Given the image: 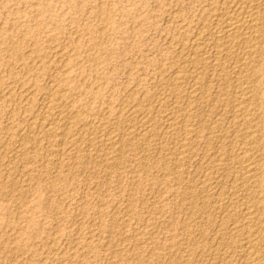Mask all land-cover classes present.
Masks as SVG:
<instances>
[{"label": "rangeland", "instance_id": "1", "mask_svg": "<svg viewBox=\"0 0 264 264\" xmlns=\"http://www.w3.org/2000/svg\"><path fill=\"white\" fill-rule=\"evenodd\" d=\"M244 1L0 0V264H247L249 225L264 264V182L244 184L231 152L261 134L250 153L264 177V10L259 82L239 75L243 51L220 61L212 42ZM247 92L249 116L237 113Z\"/></svg>", "mask_w": 264, "mask_h": 264}, {"label": "bare ground", "instance_id": "2", "mask_svg": "<svg viewBox=\"0 0 264 264\" xmlns=\"http://www.w3.org/2000/svg\"><path fill=\"white\" fill-rule=\"evenodd\" d=\"M226 1H228V0H226ZM234 3H235V1H233ZM242 2V1H241ZM245 3V6H243V7H239V8H237L235 11H234V13L233 14H231L230 16H225L226 18L225 19H223V20H221L222 18H220V22L218 23V22H216V23H218V26L217 27H220V28H218V31L216 32V36H215V39H214V37L212 36L213 34H215V33H213L212 35H210V36H212L213 37V39L215 40V41H212V42H216V44H217V46H215V48L216 47H218V50H217V54L215 55L216 56V58L218 57V59L220 58V59H222L223 60V58L222 57H224V58H231V56L232 55H236V53L234 52V51H237V50H240L239 52H242V53H245L244 55H242V53L240 54L239 52V54H240V56L242 55V57H245V62H244V68H239L238 70H241L240 72V74L239 75H241L242 74V76L244 75V78H247V79H249V80H251V79H254L255 80V83L256 82H259L260 81V73H261V71L259 70L260 68H258L257 69V71H256V73L255 74H253L252 73V71H251V64L253 63V61H254V59H256V58H258V56H259V50H261V49H259V47H261V46H263V44L261 45V46H259V43H260V40H261V36H262V31H263V28H262V18H261V13H260V9H263L264 10V0H245L244 1ZM233 4V3H232ZM229 6V5H228ZM239 6V5H238ZM236 8V7H235ZM233 10V9H232ZM231 11V10H230ZM233 12V11H232ZM230 14V13H229ZM217 20V19H216ZM209 21H211V20H209ZM263 21H264V19H263ZM215 23V24H216ZM214 25V24H213ZM217 25V24H216ZM215 26V25H214ZM208 27V26H207ZM216 27V26H215ZM207 29V28H206ZM206 29L204 30V31H206ZM264 32V31H263ZM202 33V32H201ZM212 33V32H211ZM203 37H205V36H203ZM208 37V36H207ZM199 39H200V36H199ZM212 39V38H211ZM212 39V40H213ZM197 40V39H196ZM203 40H204V38H203ZM206 40V39H205ZM208 40H209V38H208ZM191 43V42H190ZM186 44V43H185ZM210 44V43H209ZM216 44H214V45H216ZM103 45V44H102ZM180 45V44H179ZM203 45H204V43H203ZM201 47V46H200ZM204 47V46H203ZM202 47V48H203ZM214 47V46H213ZM195 48V47H194ZM184 49V48H183ZM210 49V48H209ZM217 49V48H216ZM215 49V50H216ZM182 50V49H181ZM193 50V49H192ZM214 50V51H215ZM262 50H264L263 48H262ZM186 51V50H185ZM190 52V51H189ZM194 52V51H193ZM211 52H212V50H211ZM202 53V52H201ZM216 53V52H215ZM214 53V54H215ZM234 53V54H233ZM262 53V52H261ZM209 54H211V53H209ZM199 55V54H198ZM193 56V55H192ZM207 56V55H206ZM214 56V57H215ZM205 57V56H204ZM235 57V56H234ZM262 57V56H261ZM182 58V57H181ZM237 58V57H236ZM260 58V57H259ZM258 58V59H259ZM69 59V58H68ZM180 59V58H179ZM193 59V58H192ZM210 59V58H209ZM218 59H215L214 58V60H217V61H219ZM244 59V58H243ZM196 60V59H195ZM200 60V59H199ZM225 60V59H224ZM230 60V59H229ZM63 61V60H62ZM188 61V60H187ZM212 61V60H211ZM217 61H215L216 62V64H215V67H217L216 69H218V67L220 68L221 67V65L222 64H219ZM221 61V60H220ZM241 61V60H240ZM258 61V60H257ZM200 62V61H199ZM223 62V61H222ZM252 62V63H251ZM255 62V61H254ZM181 63V62H180ZM180 63H178V64H180ZM193 63V62H192ZM201 63H202V61H201ZM225 63H228V61H226ZM259 63H260V61H259ZM188 64V63H187ZM198 64V63H197ZM210 64V63H209ZM212 64V63H211ZM229 64H231V63H229ZM254 64H256V63H254ZM254 64H253V66H254ZM261 64V63H260ZM77 65V64H76ZM183 65H185L184 63H183ZM189 65V64H188ZM187 65V66H188ZM251 65V66H250ZM186 66V65H185ZM186 66V67H187ZM191 66V65H190ZM203 66V65H202ZM227 66V65H226ZM231 66V65H230ZM235 66V65H234ZM259 66V65H258ZM181 67V66H180ZM257 67V66H256ZM188 68V67H187ZM198 68V67H197ZM196 68V69H197ZM224 69H225V67H223ZM235 68V67H234ZM190 69V68H189ZM204 69V68H203ZM214 69V68H213ZM215 69V70H216ZM224 69H223V71H224ZM228 69V68H227ZM232 69V68H231ZM182 70H183V68H182ZM207 70V69H206ZM220 70V69H219ZM218 70V71H219ZM254 70V69H253ZM197 71V70H196ZM210 71V70H209ZM217 71V72H218ZM221 71V70H220ZM65 72V71H64ZM67 72V71H66ZM163 72V71H162ZM165 72V71H164ZM198 72V71H197ZM200 72V71H199ZM208 72V71H207ZM212 72V71H211ZM227 72V71H226ZM225 72V73H226ZM255 72V71H254ZM220 73V72H219ZM252 73V74H251ZM176 74V73H175ZM182 74V73H181ZM221 74V73H220ZM223 74V73H222ZM157 75V74H156ZM160 75H162V74H160ZM186 75V74H185ZM187 75H188V73H187ZM192 75V74H191ZM201 75L202 74H200V77H201ZM206 75H207V73H206ZM175 77V76H174ZM234 77V76H233ZM241 77V76H240ZM177 78V77H176ZM182 78V77H181ZM204 78V77H203ZM207 78V77H206ZM229 78V77H228ZM238 78V77H237ZM243 78V77H242ZM55 79V78H54ZM205 79V78H204ZM179 80V79H178ZM177 80V81H178ZM182 80V79H181ZM200 80H202V79H199L198 80V78H197V81H195L196 83H193L194 84V86H193V90L194 91H196V92H199V91H197V88L199 89V87L201 86V82H200ZM244 80H246V79H244ZM249 80H247V81H249ZM190 81V80H189ZM193 81V80H192ZM236 81V80H235ZM234 81V82H235ZM251 81H253V80H251ZM70 82V81H69ZM142 82V81H141ZM172 82V81H171ZM181 82V81H180ZM79 83V82H78ZM175 83H177V82H174V85H175ZM240 83V82H239ZM246 83V82H245ZM81 84V83H80ZM169 84V83H168ZM182 84V83H181ZM188 84V83H187ZM207 84V83H206ZM247 84V83H246ZM249 84V83H248ZM56 85V84H55ZM54 85V86H55ZM58 85V84H57ZM172 85V84H171ZM183 85V84H182ZM204 85V84H203ZM210 85V84H209ZM238 85V84H237ZM256 85V89H257V84H255ZM165 86V85H164ZM176 86V85H175ZM184 86V85H183ZM199 86V87H198ZM208 86V85H207ZM228 86V85H227ZM243 86V84L241 85V87ZM52 87V86H51ZM60 87V86H59ZM58 87V88H59ZM174 87V86H173ZM172 87V88H173ZM190 87V86H189ZM202 87V86H201ZM204 87V86H203ZM177 88H178V86H177ZM176 88V89H177ZM186 88V87H185ZM209 88V87H208ZM239 88H240V86H239ZM250 88V87H249ZM251 88H253V87H251ZM254 88V89H255ZM69 89V88H68ZM191 89H192V87H191ZM202 89V88H201ZM226 89V88H225ZM229 89V88H228ZM242 89H244V88H242ZM52 90V89H51ZM54 90V89H53ZM56 90V89H55ZM181 90V89H180ZM185 90V89H184ZM231 90V89H230ZM27 91V90H26ZM63 91V90H62ZM186 91V90H185ZM202 91V90H201ZM218 91V90H217ZM235 91V90H234ZM244 90H242V92H243ZM250 91H253V89L251 90L250 89ZM249 91V92H250ZM49 92V91H48ZM158 92V91H157ZM173 92V91H172ZM175 92V91H174ZM193 92V91H192ZM195 92V93H196ZM203 92V91H202ZM220 92V91H219ZM249 92H247V94H246V97H244V93H243V96L242 97H244V99H243V102H242V105L240 106L239 105V110L237 111V113L240 111L241 113H243V114H245L246 116H249L250 115V107H249V103H250V101L252 100V96H247L248 95V93ZM63 93H65V92H63ZM252 93V92H251ZM31 94V93H30ZM35 94V93H34ZM36 95V94H35ZM76 95V94H75ZM177 95H178V92H177ZM195 95V94H194ZM209 95V94H208ZM207 95V96H208ZM211 95V94H210ZM239 94L237 93V96H238ZM249 95H250V93H249ZM254 95H255V93H254ZM253 95V96H254ZM29 96V95H28ZM145 96V95H144ZM156 96V95H155ZM162 96V95H161ZM182 96V95H181ZM206 96V95H205ZM223 96V95H222ZM235 96V95H234ZM263 96V95H262ZM64 97V96H63ZM165 97V96H164ZM199 97V96H198ZM230 97H231V95H230ZM258 97V96H257ZM57 98V97H56ZM162 98V97H161ZM166 98V97H165ZM200 98V97H199ZM206 98V97H205ZM130 99V98H129ZM136 99V98H135ZM152 99V98H151ZM178 100L180 99V98H177ZM191 99V98H190ZM189 99V100H190ZM207 99V98H206ZM209 99V98H208ZM207 99V100H208ZM222 99V98H221ZM255 99H257V98H255ZM31 100V99H30ZM50 100H51V98H50ZM138 100V99H137ZM147 100V99H146ZM163 100V99H162ZM192 100V99H191ZM194 100V99H193ZM234 100V99H233ZM91 101V100H90ZM131 101V100H130ZM129 101V102H130ZM133 101V100H132ZM170 101V100H169ZM184 101V100H183ZM255 101H257V100H254V102ZM49 102V101H48ZM52 102H54V101H52ZM94 102V101H93ZM159 102V101H158ZM175 102V101H174ZM195 102V101H194ZM253 102V103H254ZM258 102H259V100H258ZM127 103V102H126ZM165 103V102H164ZM172 103V102H171ZM183 103V102H182ZM191 103V102H190ZM200 103V102H199ZM234 103V102H233ZM55 104V103H54ZM71 104V103H70ZM90 104H91V102H90ZM139 104V103H138ZM152 104V103H151ZM166 104V103H165ZM178 104V103H177ZM195 104V103H194ZM198 104V103H197ZM239 104H241V103H239ZM255 104V103H254ZM52 105H53V103H52ZM52 105H50L49 104V106H52ZM56 105H57V103H56ZM61 105V104H60ZM69 105V104H68ZM67 105V106H68ZM73 105V104H72ZM112 105V104H111ZM140 105V104H139ZM164 105V104H163ZM173 105H176V104H173ZM182 104H180V106H181ZM189 105V104H188ZM192 105V104H191ZM159 106H161V105H159ZM177 106H179V105H177ZM193 106V105H192ZM54 107V106H53ZM70 107V106H69ZM119 107V106H118ZM141 107V106H140ZM149 107V106H148ZM153 107V106H152ZM164 107V106H163ZM172 107V106H171ZM190 107V106H189ZM195 107V106H194ZM253 107V106H252ZM51 108V107H50ZM61 108V107H60ZM59 108V109H60ZM162 108V107H161ZM198 108V107H197ZM205 108V107H204ZM224 108H226V107H224ZM230 108H232V107H230ZM237 108V109H238ZM24 109V108H23ZM48 109V108H47ZM46 109V110H47ZM54 109V108H53ZM55 109H57V108H55ZM127 109V108H126ZM150 109V108H149ZM149 109H147L148 111H149ZM170 109V108H169ZM172 109V108H171ZM189 109V108H188ZM199 109H201V108H199ZM216 109V108H215ZM236 109V110H237ZM259 108H257V110H258ZM123 110V109H122ZM135 110V109H134ZM159 110V109H158ZM161 110H163V109H161ZM173 110H175V109H173ZM202 110V109H201ZM54 111V110H53ZM254 111V110H253ZM49 112V111H48ZM122 112V111H121ZM120 112V113H121ZM132 112V111H131ZM142 112V111H141ZM153 112V111H152ZM181 112V111H180ZM256 112V111H255ZM46 113H47V111H46ZM52 113V112H51ZM119 113V114H120ZM135 113V112H134ZM133 113V114H134ZM137 113V112H136ZM144 113V112H143ZM147 113V112H146ZM153 113H155V112H153ZM202 113V112H201ZM234 113V112H233ZM232 113V114H233ZM236 113V112H235ZM236 113V114H237ZM251 113H252V109H251ZM262 113V112H261ZM48 114V113H47ZM59 114H61V112H59ZM89 114V113H88ZM94 114V113H93ZM127 114V113H126ZM131 114V113H130ZM129 114V115H130ZM150 114H152V113H150ZM44 115H46V114H44ZM85 115H87V114H85ZM221 115V114H220ZM224 115V114H223ZM259 115V114H258ZM261 115V114H260ZM49 116H50V114H49ZM82 116V115H81ZM92 116V115H91ZM96 116V115H95ZM118 116V115H117ZM127 116V115H126ZM136 116V115H135ZM144 116V115H143ZM148 116V115H147ZM152 116V115H151ZM187 116V115H186ZM207 116V115H206ZM67 117V116H66ZM73 117V116H72ZM149 117V116H148ZM159 117V116H158ZM166 117V116H165ZM180 117H181V115H180ZM179 117V118H180ZM183 117V116H182ZM181 117V118H182ZM255 117V116H254ZM54 118H55V116H54ZM64 118V117H63ZM79 118V117H78ZM109 118V117H108ZM121 118V117H120ZM133 118V117H132ZM155 118V117H154ZM162 118V117H161ZM160 118V119H161ZM195 118V117H194ZM226 118V117H225ZM241 118V117H240ZM244 118V117H243ZM252 118V117H251ZM251 118H249V120L251 119ZM40 119V118H39ZM70 119V118H69ZM135 119V118H134ZM144 119V118H143ZM142 119V120H143ZM147 119V118H146ZM202 118H200V120H201ZM223 119V118H222ZM238 118H236V120H237ZM244 119H246V118H244ZM243 119V120H244ZM255 119V118H254ZM49 120V119H48ZM70 120H72V119H70ZM69 120V121H70ZM118 120V119H117ZM140 120V119H139ZM145 120V119H144ZM143 120V121H144ZM178 120L179 119H177V118H174V117H171V118H169L167 121H168V124H167V126H168V129L169 130H171V131H178L179 129H180V126H179V123H180V121L178 122ZM185 120V119H184ZM183 120V122H185ZM197 120V119H196ZM203 120V119H202ZM235 120V121H236ZM252 120V119H251ZM250 120V121H251ZM258 120V119H257ZM65 121V120H64ZM73 121V120H72ZM127 121V120H126ZM130 121V120H129ZM136 121V120H135ZM148 121V120H147ZM153 121V120H152ZM156 121V120H155ZM163 121V120H162ZM261 121V120H260ZM263 121V120H262ZM43 122V121H42ZM46 122V121H45ZM68 122V121H67ZM96 122V121H95ZM109 122V121H108ZM118 122V121H117ZM124 122V121H123ZM142 122V121H141ZM151 122V121H150ZM237 122V121H236ZM245 122V121H244ZM243 122V123H244ZM253 122H255V121H253ZM252 122V123H253ZM33 123V122H32ZM50 123H54V119L52 120V122H50ZM77 123V122H76ZM79 123V122H78ZM157 123V122H156ZM182 123V122H181ZM181 123H180V125H181ZM188 123V122H187ZM201 123H202V121H201ZM222 123V122H221ZM233 123V122H232ZM235 123V122H234ZM238 123V122H237ZM243 123H240L238 126L240 127V126H245V125H241V124H243ZM252 123H249L248 122V124H246V125H251ZM40 124V123H39ZM46 124V123H45ZM60 124V123H59ZM85 124V123H84ZM91 124V123H90ZM100 124V123H99ZM109 124V123H108ZM123 124V123H122ZM129 124V123H128ZM153 124V123H152ZM256 124V123H255ZM50 125V124H49ZM54 125V124H53ZM55 125H56V123H55ZM54 125V126H55ZM61 125V124H60ZM184 124H182V126H183ZM187 125V124H186ZM186 125H184V127L186 126ZM188 125H190L189 123H188ZM200 125H202L203 126V124H200ZM213 125V124H212ZM215 125V124H214ZM233 125V124H232ZM44 126V125H43ZM52 126V125H51ZM72 126V125H71ZM109 126V125H108ZM115 126H116V124H115ZM142 126V125H141ZM146 126V125H145ZM149 126V125H148ZM157 126H158V124H157ZM182 126H181V128H182ZM191 126V125H190ZM204 126H205V124H204ZM207 126V125H206ZM255 126V125H254ZM262 126H263V124H262ZM56 127V126H55ZM55 127H53V128H55ZM132 127V126H131ZM133 127H134V125H133ZM150 127L152 128V126L150 125ZM155 127V126H154ZM183 127V128H184ZM188 127V126H187ZM193 127V126H192ZM192 127H190V128H192ZM208 127V126H207ZM217 127H219V126H217ZM234 127H236V126H234ZM252 127V126H251ZM256 127H257V125H256ZM256 127H255V130H252V131H259L258 129H256ZM47 128V127H46ZM50 127H48V129H49ZM72 128V127H71ZM74 128H75V126H74ZM78 128V127H77ZM82 128V127H81ZM114 128V127H113ZM118 128V127H117ZM144 128V127H143ZM161 128H163V127H161ZM160 128V129H161ZM200 128H204V127H200ZM210 128H212V127H210ZM222 128V127H221ZM220 128V129H221ZM250 128V127H249ZM263 128V127H262ZM56 129H57V127H56ZM86 129V128H85ZM135 129V128H134ZM159 129V130H160ZM164 129V128H163ZM167 129V130H168ZM188 129H189V127H188ZM187 128H185L184 129V133H182V134H184L183 135V137H181V139H179L180 141L179 142H181V146H182V148H185L186 147V143L189 141V142H192V141H195L196 140V138H193V131L192 130H188ZM207 129V128H206ZM219 129V130H220ZM248 129V128H247ZM251 129V128H250ZM37 130V129H36ZM49 130H51V129H49ZM72 130V129H71ZM71 130H69L70 132H71ZM76 130V129H75ZM83 130V129H82ZM92 130V129H91ZM90 130V131H91ZM130 130V129H129ZM133 130V129H132ZM209 131H210V129H208ZM218 130V131H219ZM222 130V129H221ZM240 130V129H239ZM261 130H264V129H261ZM260 130V131H261ZM52 131L54 132V129H52ZM56 131V130H55ZM58 131V130H57ZM56 131V132H57ZM86 131V130H85ZM117 131V130H116ZM138 131V130H137ZM136 131V132H137ZM181 131H183V129L181 130ZM181 131H180V133H181ZM198 131H199V129H198ZM200 131H201V129H200ZM200 131H199V133H200ZM230 131V130H229ZM236 131V130H235ZM47 132V131H46ZM52 132V133H53ZM70 132H69V134H70ZM80 132V131H79ZM87 132V131H86ZM115 132V131H114ZM131 132V131H130ZM140 132V131H139ZM149 132V131H148ZM162 132V131H161ZM247 132V131H246ZM251 132V131H250ZM48 133V132H47ZM74 133V132H73ZM84 133V132H83ZM92 133V132H91ZM104 133V132H103ZM126 133V132H125ZM133 133V132H132ZM171 133V132H170ZM178 133V132H177ZM204 133V132H203ZM249 133V132H248ZM255 133V132H254ZM259 133V132H258ZM49 134H51V133H49ZM68 134V135H69ZM82 134V133H81ZM119 134V133H118ZM158 134V133H157ZM163 134V133H162ZM242 134H243V132H242ZM255 134H257V133H255ZM56 135V134H55ZM66 135V134H65ZM71 135V134H70ZM78 135V134H77ZM98 135V134H97ZM108 135H110V133L108 134ZM107 135V136H108ZM115 135V134H114ZM152 135V134H151ZM180 135V134H179ZM248 136H250L249 134H247ZM251 135H252V133H251ZM260 136H256V135H254V137H248L249 139L247 140H245V141H241L242 143L239 145L238 144V146H234L232 149H231V152H233V153H236L237 155H238V161H237V163H236V165L238 166V169H239V171H241L242 173H243V175H247L246 177H245V179H243V183L244 184H247V185H261V184H263V182H264V177H262L261 175H259L258 173H257V170H258V168H257V162H258V160L257 161H255L254 160V156H255V154H254V156L252 155V153H250L251 152V148L252 149H255L254 148V146L256 147L257 145H255V144H258V142H260V137H261V134H259ZM59 136V135H58ZM75 136V135H74ZM92 136V135H91ZM99 136V135H98ZM97 136V137H98ZM106 136V137H107ZM111 136V135H110ZM109 136V137H110ZM132 136H133V134H132ZM175 136V135H174ZM244 136V135H243ZM242 136V137H243ZM79 137V136H78ZM84 137V136H83ZM103 137V136H102ZM121 137V136H120ZM147 137V136H146ZM156 137V136H155ZM157 137H158V135H157ZM156 137V138H157ZM180 137V136H179ZM239 137V136H238ZM237 137V138H238ZM66 138H68V137H66ZM76 138V137H75ZM79 138H82V137H79ZM111 138V137H110ZM124 138H125V136H124ZM149 138V137H148ZM154 138V137H153ZM156 138H154V139H156ZM160 138V137H159ZM244 138V137H243ZM263 138H264V134H263ZM57 139V138H56ZM83 139V138H82ZM101 139V138H100ZM109 139V138H108ZM118 139V138H117ZM139 139V138H138ZM194 139V140H193ZM240 139V138H239ZM88 140V139H87ZM109 140H111V139H109ZM112 140H114V139H112ZM136 140V139H135ZM143 140H144V138H143ZM198 140V139H197ZM235 140V139H234ZM61 141V140H60ZM150 141V140H149ZM75 142V141H74ZM122 142V141H121ZM125 142V141H124ZM139 142V141H138ZM146 142H147V140H146ZM188 142V143H189ZM225 142V141H224ZM92 143V142H91ZM94 143V142H93ZM109 143V142H108ZM107 142H106V144H108ZM80 144V143H79ZM84 144H86L85 142H84ZM115 144V143H114ZM117 144V143H116ZM127 144V143H126ZM138 144V143H137ZM152 144V143H151ZM163 144V143H162ZM175 144V143H174ZM191 144V143H190ZM199 144V143H198ZM73 145V144H72ZM92 145V144H91ZM94 145V144H93ZM262 145H263V142H262ZM61 146V145H60ZM77 146V145H76ZM136 146V145H135ZM134 146V148H136ZM155 146V145H154ZM163 147H164V145H162ZM181 146H180V148H181ZM204 146V145H203ZM260 146H261V143H260ZM82 147V146H81ZM84 147V146H83ZM125 147V146H124ZM124 147H122V148H124ZM230 147V146H229ZM264 147V146H263ZM126 148V147H125ZM128 148H129V146H128ZM132 148V147H131ZM140 148H142V147H140ZM144 148V147H143ZM159 148V147H158ZM194 148V147H193ZM259 148H261V147H259ZM76 149V148H75ZM91 149V148H90ZM112 149V148H111ZM127 149V148H126ZM151 149V148H150ZM161 149V148H160ZM164 149V148H163ZM185 149H187V148H185ZM185 149H183L182 151H181V155H184L185 154ZM189 149V148H188ZM257 149V148H256ZM125 150V149H124ZM158 150V149H157ZM259 150V149H258ZM262 150V149H261ZM79 151V150H78ZM108 151V150H107ZM110 151V150H109ZM103 152V151H102ZM176 152V151H175ZM192 152V151H191ZM197 152V151H196ZM224 152V151H223ZM226 152V151H225ZM254 152V151H253ZM258 152V151H257ZM71 153H73V151L71 152ZM84 153V152H83ZM100 153V152H99ZM116 153H117V151H116ZM121 153V152H120ZM130 153V152H129ZM136 153V152H135ZM134 153V154H135ZM137 153H139V152H137ZM143 153V152H142ZM141 153V154H142ZM146 153V152H145ZM148 153V152H147ZM186 153H187V151H186ZM219 153V152H218ZM261 152L259 151V154H260ZM89 154V153H88ZM107 154H109V153H107ZM125 154V153H124ZM144 154V153H143ZM189 154V153H188ZM204 154V153H203ZM213 154V153H212ZM225 154H227V153H225ZM263 154V153H262ZM71 155V154H70ZM86 155V154H85ZM117 155V154H116ZM160 155V154H159ZM173 155H174V153H173ZM264 155V154H263ZM67 156V155H66ZM73 156V155H72ZM80 156V155H79ZM118 156V155H117ZM137 156V155H136ZM136 156H134V157H136ZM153 156V155H152ZM167 156V155H166ZM170 156V155H169ZM186 155H184V157H185ZM189 156V155H188ZM223 156V155H222ZM110 157V156H109ZM127 157V156H126ZM131 157V156H130ZM141 157V156H140ZM139 157V158H140ZM217 157V156H216ZM221 157V156H220ZM77 158V157H76ZM98 158H100V157H98ZM137 158V157H136ZM149 158V157H148ZM153 158V157H152ZM186 158V157H185ZM184 158V159H185ZM263 158V157H262ZM82 159V158H81ZM122 159H123V156H122ZM130 159V158H129ZM144 159V158H143ZM150 159H151V157H150ZM176 159V158H175ZM214 159V158H213ZM235 159V158H234ZM124 160V159H123ZM138 160V159H137ZM136 160V161H137ZM140 160V159H139ZM152 160V159H151ZM156 160V159H155ZM219 160V159H218ZM223 160V159H222ZM262 160V159H261ZM260 160V161H261ZM28 161V160H27ZM78 161V160H77ZM101 161H103V160H101ZM120 161V160H119ZM131 161V160H130ZM147 161H149V160H147ZM177 161V160H176ZM188 161V160H187ZM192 161V160H191ZM213 161V160H212ZM264 161V160H263ZM88 162V161H87ZM108 162V161H107ZM111 162H113V161H111ZM116 162V161H115ZM164 162V161H163ZM184 162V161H183ZM190 162V161H189ZM204 162V161H203ZM220 162V161H219ZM262 162V161H261ZM74 163V162H73ZM85 163V162H84ZM97 163V162H96ZM121 163H122V161H121ZM125 163V162H124ZM139 163V162H138ZM151 163V162H150ZM153 163V162H152ZM165 163V162H164ZM177 163V162H176ZM179 163H180V161H179ZM185 163V162H184ZM213 163H214V161H213ZM224 163V162H223ZM75 164V163H74ZM78 164V163H77ZM83 164V163H82ZM89 164V163H88ZM136 164V163H135ZM146 164V163H145ZM144 164V165H145ZM159 164V163H158ZM169 164H170V161H169ZM183 164V163H182ZM198 164V163H197ZM263 164V163H262ZM112 165V164H111ZM119 165V164H118ZM141 165V164H140ZM167 165V164H166ZM191 165V164H190ZM80 166V165H79ZM82 166V165H81ZM85 166V165H84ZM97 166H99V165H97ZM115 166V165H114ZM138 166V165H137ZM150 166V165H149ZM152 166V165H151ZM164 166H165V164H164ZM178 166H180V165H178ZM192 166V165H191ZM213 166V165H212ZM220 166V165H219ZM74 167V166H73ZM100 167V166H99ZM101 167H103V166H101ZM120 167V166H119ZM145 167V166H144ZM166 167V166H165ZM168 167V166H167ZM172 167V166H171ZM201 167V166H200ZM216 167V166H215ZM226 167V166H225ZM233 167V166H232ZM235 167V166H234ZM261 168H262V166H260ZM68 168V167H67ZM97 168V167H96ZM152 168V167H151ZM156 168V167H155ZM169 168V167H168ZM183 168V167H182ZM212 168V167H211ZM223 168V167H222ZM222 168H221V170H222ZM236 168V167H235ZM94 168H92V170H93ZM204 169V168H203ZM260 169V168H259ZM105 170H106V168H105ZM152 170H154V168H152ZM161 170H162V168H161ZM161 170H160V172H161ZM169 170H170V168H169ZM175 170H176V168H175ZM216 170H217V168H216ZM224 170H225V168H224ZM109 171V170H108ZM149 171V170H148ZM174 171V170H173ZM186 171V170H185ZM184 171V172H185ZM232 171V170H231ZM259 171V170H258ZM138 172H139V170H138ZM146 172V171H145ZM166 172V171H165ZM169 172V171H168ZM220 172V171H219ZM222 172H223V170H222ZM111 173V172H110ZM156 173V172H155ZM180 173V172H179ZM210 173V172H209ZM241 173V174H242ZM172 174V173H171ZM181 174V173H180ZM205 174V173H204ZM211 174V173H210ZM236 174V173H235ZM67 175V174H66ZM136 175V174H135ZM164 175V174H163ZM177 175H179V174H177ZM186 175V174H185ZM213 175V174H212ZM145 176V175H144ZM170 176V175H169ZM169 176H167L168 178H169ZM221 176V175H220ZM260 176V177H259ZM166 176H164V178H165ZM180 177H181V175H180ZM208 177V176H207ZM210 177V176H209ZM213 177V176H212ZM167 178V179H168ZM172 178V177H171ZM179 178V177H178ZM46 179V178H45ZM207 179V178H206ZM213 179V178H212ZM184 180H185V178H184ZM205 180V179H204ZM239 179H237V181H238ZM150 181V180H149ZM207 181H208V179H207ZM186 182V181H185ZM205 182V181H204ZM215 182H217V181H215ZM163 183V182H162ZM180 183V182H179ZM236 183H238V182H236ZM242 183V182H241ZM178 184V183H177ZM239 184H240V182H239ZM139 185V184H138ZM185 185V184H184ZM208 185V184H207ZM179 186V185H178ZM187 186V185H186ZM216 186V185H215ZM223 186V185H222ZM205 188V187H204ZM224 188V187H223ZM236 188H238V187H236ZM249 188V187H248ZM161 189V188H160ZM180 189H181V186H180ZM193 189V188H192ZM211 190V189H210ZM257 190V189H256ZM168 191V190H167ZM159 192V191H158ZM214 192V191H213ZM259 192V191H258ZM192 193H194V192H192ZM196 194H198V193H196ZM226 194V193H225ZM261 194V193H260ZM194 195H195V193H194ZM192 196V195H191ZM197 196V195H196ZM258 196V195H257ZM188 197V196H187ZM180 198V197H179ZM192 199V198H191ZM194 199V198H193ZM133 200V199H132ZM197 200V199H196ZM248 200V199H247ZM194 201V200H193ZM257 202V201H256ZM159 204V203H158ZM143 205V204H142ZM188 205H190V204H188ZM252 205V204H251ZM257 205V204H256ZM161 206V205H160ZM199 208V207H198ZM248 209V208H247ZM160 210V209H159ZM178 210V209H177ZM193 210V209H192ZM255 210V209H254ZM196 211V210H195ZM250 211V210H249ZM249 211H247L248 213H249ZM260 211V210H259ZM179 212V211H178ZM199 212V211H198ZM247 213V215H248V217H249V219L251 218V219H256L257 217L256 216H258V211H256V212H251L250 211V213L248 214ZM260 213V212H259ZM194 214V213H193ZM198 214V213H197ZM239 214V213H238ZM262 214H263V212H262ZM246 216V215H245ZM175 217V216H174ZM197 217V216H196ZM179 218V217H178ZM198 218V217H197ZM134 219V218H133ZM176 219V218H175ZM189 219V218H188ZM197 220V219H196ZM199 222H201L200 220H198ZM253 221V220H252ZM161 222V221H160ZM244 222V221H243ZM169 223V222H168ZM196 223V222H195ZM245 223V222H244ZM262 223V222H261ZM117 224V223H116ZM171 224V223H170ZM196 225V224H195ZM198 225V224H197ZM196 225V226H197ZM242 225V224H241ZM257 225V224H256ZM262 225H263V223H262ZM172 226V225H171ZM187 226V225H186ZM264 226V225H263ZM167 227V226H166ZM183 227V226H182ZM184 227H185V225H184ZM241 227V226H240ZM260 227V226H259ZM99 228V227H98ZM256 228H257V226H256ZM263 228V227H262ZM184 229V228H183ZM194 229V228H193ZM196 229V228H195ZM245 229V232L247 233V235L252 239V240H250V242L248 243V245H246L245 247H244V249H243V247H242V251L241 252H243L244 253V255H245V257H247L248 258V262H247V264H252L253 263V261H254V257L255 256H257L256 254H257V251H259L258 250V247H257V245H256V243H254L253 241L254 240H257V238H258V233L259 232H257V230L255 229V226H253V225H249L248 227H245L244 228ZM235 230H237V229H235ZM190 231V230H189ZM192 231V230H191ZM195 231V230H194ZM197 231V230H196ZM239 231V230H238ZM243 231V230H242ZM168 232V231H167ZM205 232V231H204ZM244 232V231H243ZM158 233V232H157ZM189 233V232H188ZM198 233H199V231H198ZM241 233V232H240ZM200 234V233H199ZM188 235V234H187ZM192 235V234H191ZM260 235V234H259ZM237 236V235H236ZM243 236V235H242ZM190 237V236H189ZM193 237V236H192ZM191 237V238H192ZM260 237H262V236H260ZM239 238V237H238ZM188 239H190V238H188ZM259 239V238H258ZM262 239V238H261ZM200 240V239H199ZM260 240V239H259ZM252 241V242H251ZM262 241V240H261ZM131 242V241H130ZM186 242V241H185ZM197 242H198V240H197ZM259 242V241H258ZM194 243V242H193ZM199 244V243H198ZM242 244V243H241ZM189 245H191V244H189ZM233 245V244H232ZM197 246H200V245H197ZM196 246V247H197ZM264 246V245H263ZM77 247V246H76ZM115 248V247H114ZM192 248V247H191ZM237 248V247H236ZM261 248V247H260ZM196 248L194 247V249L193 250H195ZM159 250V249H158ZM202 250V249H201ZM238 250V249H237ZM191 251V250H190ZM123 252V251H122ZM193 252V251H192ZM118 253V252H117ZM261 253V252H260ZM196 254V253H195ZM158 255V254H157ZM154 256V255H153ZM190 256V255H189ZM261 256V255H260ZM127 257V256H126ZM191 257V256H190ZM133 258V257H132ZM232 258V257H231ZM236 258V257H235ZM257 258V257H256ZM259 258V257H258ZM122 260V259H121ZM132 260V259H131ZM178 260V259H177ZM190 260V259H189ZM230 260V259H229ZM253 260V261H252ZM256 260V259H255ZM158 261V260H157ZM191 261V260H190ZM251 261V262H250ZM170 263V262H169ZM246 263V262H245ZM255 263V262H254ZM157 264V263H156ZM162 264V263H161ZM163 264H164V262H163ZM260 264V263H259Z\"/></svg>", "mask_w": 264, "mask_h": 264}]
</instances>
